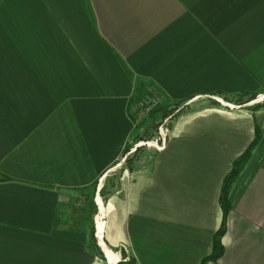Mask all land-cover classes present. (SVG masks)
<instances>
[{"label":"crops","instance_id":"obj_1","mask_svg":"<svg viewBox=\"0 0 264 264\" xmlns=\"http://www.w3.org/2000/svg\"><path fill=\"white\" fill-rule=\"evenodd\" d=\"M256 77L264 0H0V264H111L106 249L115 264H202L255 135L249 109L208 100L261 94ZM148 92L159 118L180 101L220 106L179 117L152 162L120 163ZM261 123L230 189L224 253L206 264H264Z\"/></svg>","mask_w":264,"mask_h":264},{"label":"rangeland","instance_id":"obj_2","mask_svg":"<svg viewBox=\"0 0 264 264\" xmlns=\"http://www.w3.org/2000/svg\"><path fill=\"white\" fill-rule=\"evenodd\" d=\"M259 81H260V83L262 84V86H264V77H256ZM263 92H264V89H263ZM261 93V95H263L262 97H261V95L258 97V99L260 98V99H264V93ZM240 95L241 94H234V95H220V93H217L216 95H213V97H211V99H207L208 101H213V100H219V101H221V102H223V104L225 105H229L230 103H233V104H231V105H240L242 102H244V101H246L247 100V98H245V99H242V98H240ZM261 100V101H262ZM201 102H204V103H206V105L205 106H203V107H199L198 109H196V107H198V106H201L202 104L201 103H199L197 106H194V107H192V106H189V107H184V108H182L181 109V111L180 112H178V113H169V114H172V115H175L170 121L171 122H169L168 124H165L164 125V127H163V125H162V123H161V120L160 121H157V120H159L160 118H159V115H160V113L158 112L157 114H156V116L154 117V113H156L157 112V110L158 109H160L161 108V104H160V107L158 108H156V109H154L153 110V113L152 114H149V115H147V116H149V119H152V120H146V124H142V122L141 123H137V128H136V132H141L140 133V135L141 136H143L145 139H143V140H147V139H153V140H156V138H157V136H160V134L162 133V131H163V128H164V130H165V132L167 133L166 135H162L161 136V139L162 138H164L165 139V143H164V145L163 146H166L167 144H168V142H169V135H170V133H171V129H172V127L173 126H175V124H176V120L179 118V117H181V116H184V115H187V114H192L194 111H196V110H198V111H201V110H205V109H212V108H217V107H219L220 105L219 104H217V103H215V102H213V105H209L208 104V102L205 100H203V101H201ZM182 104V102L180 103L179 102V106ZM177 105V104H176ZM175 105V106H176ZM165 106V105H164ZM164 106H162V108H164ZM182 106V105H181ZM234 107H236V106H234ZM262 110L260 111V112H258V111H256V112H253V111H251V116L254 118V126H255V124H258L259 125V127H261L262 128V119H263V117H264V108H261ZM175 110V109H174ZM173 110V111H174ZM231 110V109H230ZM243 111H245V112H248V110H243ZM258 112V113H257ZM256 114V115H255ZM246 115V114H245ZM256 117V118H255ZM175 123V124H174ZM174 128V127H173ZM147 138V139H146ZM254 138H255V135H254ZM134 142H136L135 140H134V138L132 137L131 139H130V141H129V143H130V145L132 146V145H134L133 147H132V149H134L135 148V144H134ZM160 146H161V141H160ZM132 149L131 150H129V152H128V154L127 155H124V153L127 151V150H124V152H123V156H122V158L120 159V163H126V158H128L131 154H133V152L134 151H132ZM150 150H153V151H157V150H155V149H153V148H149V147H146V146H142L141 147V149H139V151L135 154V158H133V160L131 161V162H133V163H135V162H137L138 160H139V162H152L153 160H154V155H153V157H151V156H149V154H148V152L150 151ZM242 155V154H241ZM240 155V156H241ZM142 159V160H141ZM141 160V161H140ZM138 162V163H139ZM113 181H114V178L112 179ZM111 180V181H112ZM112 181V185H113V187H114V182ZM99 184H100V180H98V182H97V186H96V188H98L99 187ZM93 188L92 189H88V191L87 192H85L87 195L86 196H88V201H89V203L87 204L89 207L91 206L92 207V201H91V199L93 198ZM82 197V196H81ZM80 197V198H81ZM79 199V198H78ZM82 200V199H81ZM78 206H80L79 204H80V202L79 203H76ZM77 205H75V211L77 210V209H82V208H80V207H77Z\"/></svg>","mask_w":264,"mask_h":264},{"label":"bare ground","instance_id":"obj_3","mask_svg":"<svg viewBox=\"0 0 264 264\" xmlns=\"http://www.w3.org/2000/svg\"><path fill=\"white\" fill-rule=\"evenodd\" d=\"M261 94H258V96L254 99V100H251V101H249V102H244L243 104H240V105H242L243 107H245L244 109H249L250 110V107L251 106H254V105H257V104H259V103H263L264 102V99L262 100V99H258V97L260 96ZM263 95H261V97H262ZM263 98V97H262ZM262 100V101H261ZM182 102V106L180 105V106H178V105H176V106H174L173 108H170V109H166L167 111H165V114L161 117V123H162V125H163V127H164V125L165 124H168L169 122H171L170 120L175 116V115H172V114H169V113H178V112H180L181 111V109L182 108H184V107H189L190 105L188 104V101H180V103ZM218 102H220V104L221 105H223V102H221V101H218ZM160 104H162V98L158 95V94H156V93H154V92H148V93H146L140 100H139V103H138V106H139V109L141 110V113H143L142 115H143V118H147V120L149 121L150 119H149V116H147V115H149V114H152L153 113V110L154 109H156L157 107L159 108L160 107ZM231 104H233V103H231ZM235 105V104H234ZM234 105H228V108H230V109H234L235 110V107H234ZM175 109V110H174ZM220 109L222 110V111H227L225 108H223V107H220ZM174 110V111H173ZM179 114V113H178ZM143 118H141V117H139L138 119H137V123H140L142 120H143ZM167 133L165 132V130H164V128H163V131H162V133L160 134V136H157V138H156V140H153L152 138L150 139H147L146 141L145 140H143V139H145L143 136H141L140 135V133L139 132H136L135 133V136L133 137L134 138V140H135V138L137 137V136H139L140 138H139V141H137V142H134V144H135V148L134 149H132V147L134 146V145H130V143L128 142V144L126 145V147L124 148V150H126L127 149V147L130 145L131 146V148H130V150L132 149V151H134L133 152V154H131L130 156H129V158L128 159H131L132 157H134L135 156V154L139 151V149H141V147L142 146H146V147H149V148H153V149H155V150H158V151H162V150H164V148H166V146H163L164 144H163V141H162V139H161V136L162 135H166ZM255 138L253 137L252 138V141L254 140ZM160 141H161V146H160ZM251 141V142H252ZM251 142H250V144H251ZM249 144V145H250ZM249 145L246 147V149L249 147ZM245 149V150H246ZM244 150V151H245ZM125 153H127L128 154V151L127 152H125ZM127 154H125V155H127ZM128 159L126 158V163L125 164H127L128 163ZM97 204H98V206L100 207V211H101V214L97 217V226H98V229H99V232H100V235H101V233H102V231H103V225H104V223H103V217L105 216V205H104V202L102 201V199H101V197H98L97 198ZM98 210V209H97ZM99 211V210H98ZM106 254H107V257H108V259L110 260V263L111 264H115L116 263V259H117V256H116V254L115 253H113L112 251H110V250H108V249H106ZM130 257H132V255L131 256H129L128 257V259L127 260H129V258Z\"/></svg>","mask_w":264,"mask_h":264},{"label":"trees","instance_id":"obj_4","mask_svg":"<svg viewBox=\"0 0 264 264\" xmlns=\"http://www.w3.org/2000/svg\"><path fill=\"white\" fill-rule=\"evenodd\" d=\"M239 94H241L240 98H242V99L247 98V100L244 101L246 103L251 101V100H254L258 96V93L245 92V93H239ZM220 95L224 96L223 93H220ZM244 102H242L241 104H243ZM178 104L179 103H177V105ZM261 108H264V102L263 103H259V104L254 105V106H251L250 110L253 111V112H256V111L260 110ZM139 138L140 137L137 136L135 138V141L136 142L139 141ZM261 140H262L261 127H259L258 124H255V139L251 142L249 147L242 153V155L238 159H236L234 161L233 168H232L231 172L229 173V175L226 177V179L224 181L222 194H221V204H222L223 213H224V219H223L222 227L220 228V230L218 231V233L215 236L214 248H213L212 254L210 256L206 257L203 260L202 264H206L208 261H216L224 253V248H223V245H222V242H221V238H222V236H223V234L225 232L226 217H227V215H228V213H229V211L231 209V202L229 200L230 189H231L232 185L234 184V182L239 178V176H240L245 164L247 163L249 158L252 156L254 150L259 145ZM130 148H131V146L129 145L126 150L129 152ZM125 154H127V153H124V155ZM132 160H133L132 158L128 159V164H130ZM96 212H97V209L95 208V213ZM118 264H137V262H136V260L133 257H130L129 260H127V261L122 260Z\"/></svg>","mask_w":264,"mask_h":264},{"label":"built area","instance_id":"obj_5","mask_svg":"<svg viewBox=\"0 0 264 264\" xmlns=\"http://www.w3.org/2000/svg\"><path fill=\"white\" fill-rule=\"evenodd\" d=\"M162 141H163V144L165 143V139L164 138H162Z\"/></svg>","mask_w":264,"mask_h":264}]
</instances>
